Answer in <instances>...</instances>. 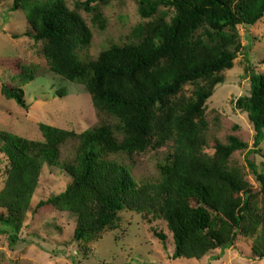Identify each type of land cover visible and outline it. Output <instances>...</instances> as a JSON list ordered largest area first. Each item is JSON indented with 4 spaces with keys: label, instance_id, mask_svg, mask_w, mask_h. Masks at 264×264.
<instances>
[{
    "label": "trees",
    "instance_id": "1",
    "mask_svg": "<svg viewBox=\"0 0 264 264\" xmlns=\"http://www.w3.org/2000/svg\"><path fill=\"white\" fill-rule=\"evenodd\" d=\"M81 7L104 27L95 4ZM142 19L136 43L112 45L97 59L81 63L76 49L87 47L91 32L63 0H12L11 12L22 10L43 44L50 72L80 83L94 109L117 120L77 135L41 125L42 141L0 135V152L8 167L0 190V235L17 239L19 218L28 209L44 167L61 170L70 179L66 190L45 202L76 218L75 242L89 243L130 211L146 220H162L172 235L173 259H200L211 251L229 249L238 235L252 242L251 254L264 260V175L248 166L260 189L254 193L242 173L228 166L236 152L249 146L234 136L217 144L214 156L202 154L207 101L224 83L222 72L233 68L240 51L239 26L253 27L264 18V0H136ZM169 12L157 16L159 8ZM169 20L167 21V17ZM139 29V30H138ZM14 38H18L14 36ZM194 85L190 97L182 88ZM1 93L26 109L22 90L1 86ZM255 132L253 150L264 140V75L250 74V93L236 102ZM75 142L73 154L62 148ZM171 142V152L158 165L156 182L139 183L119 157L157 150ZM258 196L260 199L258 200ZM161 241L165 237L156 234Z\"/></svg>",
    "mask_w": 264,
    "mask_h": 264
},
{
    "label": "rangeland",
    "instance_id": "2",
    "mask_svg": "<svg viewBox=\"0 0 264 264\" xmlns=\"http://www.w3.org/2000/svg\"><path fill=\"white\" fill-rule=\"evenodd\" d=\"M63 2L69 11L81 17L91 32L89 45L75 52L81 63L97 59L112 45L136 43L137 28L151 20L140 17L136 0H111L106 5H94L104 25L101 29L93 21V14L82 9L83 0ZM11 6L12 0H0V135L42 141L41 125L77 135L99 125H116L117 120L94 109L82 84L68 82L50 72L42 52L43 44L27 37L34 32L24 12H11ZM167 11L160 7L157 16ZM168 12L170 16L172 13ZM237 30L240 51L233 68L222 72L224 83L216 86L205 106L202 154L213 157L215 146L226 144L230 136L247 143L249 151L234 153L228 166L238 169L253 192L258 193L260 186L248 162L255 165L258 174L264 175V140L258 147L259 154L252 151L255 132L247 114L237 108L236 102L249 97L251 73L264 75V18L253 27L239 26ZM4 84L10 89L22 90L26 109L1 93ZM194 88L186 84L178 97H190ZM75 144L68 142L62 148L63 158L71 157ZM171 147L169 142L157 150L133 155L131 160L119 157V161L131 169L139 183L156 182L160 176L158 165L164 162ZM7 167L8 161L0 152V190ZM70 182L61 170L44 167L28 209L16 223L17 239L11 243L10 233L0 235V264H264V260L252 257V242L242 235L224 251L214 250L200 259L175 260V246L166 223L149 221L130 211L119 213L117 224L103 231L98 239L75 242L76 218L72 214L51 205L37 207L39 202L63 193ZM0 214L8 215L1 209ZM156 234L163 235L165 240L161 241Z\"/></svg>",
    "mask_w": 264,
    "mask_h": 264
}]
</instances>
